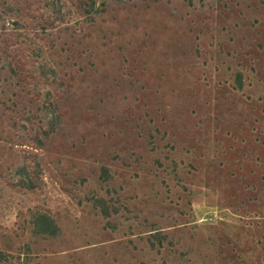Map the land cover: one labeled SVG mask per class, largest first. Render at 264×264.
<instances>
[{
  "label": "rangeland",
  "instance_id": "374dc122",
  "mask_svg": "<svg viewBox=\"0 0 264 264\" xmlns=\"http://www.w3.org/2000/svg\"><path fill=\"white\" fill-rule=\"evenodd\" d=\"M0 264H264V0H0Z\"/></svg>",
  "mask_w": 264,
  "mask_h": 264
}]
</instances>
